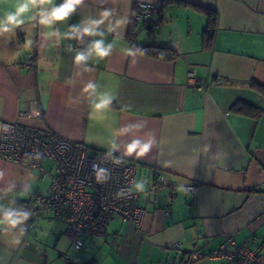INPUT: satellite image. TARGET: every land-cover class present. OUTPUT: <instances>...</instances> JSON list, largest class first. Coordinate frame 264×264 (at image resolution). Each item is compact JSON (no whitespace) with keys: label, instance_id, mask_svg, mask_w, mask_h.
I'll use <instances>...</instances> for the list:
<instances>
[{"label":"crops","instance_id":"0c3cea01","mask_svg":"<svg viewBox=\"0 0 264 264\" xmlns=\"http://www.w3.org/2000/svg\"><path fill=\"white\" fill-rule=\"evenodd\" d=\"M181 1L85 0L55 27L63 33L114 9L111 22L101 26L105 44L114 47L109 57L93 55L79 65L76 51L101 37H85L77 47L76 39H46L43 33L51 29L35 22L0 36V132L4 122L19 121L92 150L115 152L135 167L134 187L144 186L135 187L144 208L139 229L113 219L105 235L84 237L80 250L50 212L16 228L0 223V264H237L208 257L230 239L246 241L264 262V115L254 119L230 110L237 100L264 107L252 85L264 86V0ZM138 2L154 3L161 23L153 31L136 24L134 42L167 47L171 59L132 48L128 33ZM13 3L7 0L0 9ZM199 7L217 15L207 46ZM124 16L128 24L109 34ZM188 68L201 87L188 83ZM89 83L94 89L85 91ZM106 93L113 95L112 105L94 110L92 104ZM133 139L155 142L136 158L125 155ZM153 169L164 172L168 184L150 191ZM46 176L0 159V217L31 193L45 195L38 183Z\"/></svg>","mask_w":264,"mask_h":264},{"label":"built area","instance_id":"2783aa9c","mask_svg":"<svg viewBox=\"0 0 264 264\" xmlns=\"http://www.w3.org/2000/svg\"><path fill=\"white\" fill-rule=\"evenodd\" d=\"M134 22L142 29L153 31L161 23V15L154 3L135 4ZM76 39V46L84 45ZM187 81L202 86L192 68L187 70ZM0 159L48 175L49 193L28 195L30 211L38 214L50 211L53 218L65 224V235L76 250L84 246V237L105 235L109 222L119 219L139 229L144 208L138 203L139 193L134 187L135 167L115 152L92 150L85 143L66 140L47 130L31 128L19 121L4 122L0 132ZM51 168L47 170L44 163ZM95 166V168H94ZM96 169H103L106 178L97 181ZM149 190L155 191L168 184L166 175L153 169ZM195 191L196 187H186ZM169 215L170 209H165ZM35 218L29 217L30 223ZM175 248L179 247L176 243ZM209 258L237 264H264L257 250L246 241L226 240L208 254Z\"/></svg>","mask_w":264,"mask_h":264},{"label":"clouds","instance_id":"9594fccd","mask_svg":"<svg viewBox=\"0 0 264 264\" xmlns=\"http://www.w3.org/2000/svg\"><path fill=\"white\" fill-rule=\"evenodd\" d=\"M7 0H0V5H3ZM85 4V0H62L61 3H55V0H14L11 9H0V36L5 34L16 33L17 29H23L26 23L35 22V24L51 29V31L43 33L46 39L55 37L57 40L61 38L68 39H83L84 37H101L100 39H92L85 51H76L74 63L79 65L87 62L93 55L98 60H103L110 56L114 47V43L105 44L103 37L105 32L101 30V26L105 25L106 21L114 15V9H103L98 13V19L82 20L77 24L69 25L68 31L61 32L58 27L60 23H66L69 19L77 14L78 8ZM44 5H49L45 7ZM127 17L116 19L112 27L108 28V33H113L116 29H123L128 24ZM35 26V25H34ZM122 37V33H121ZM31 40H27L25 46L30 48ZM127 51H130L128 49ZM94 89V85L89 83L85 87V91ZM113 95L104 94L97 102L92 104L94 110L108 109L113 102ZM154 139H149L147 142H142L139 139H133L125 146L126 156H135L136 158L145 157L154 145ZM113 147L115 144L113 143ZM95 168V166H94ZM106 178V173L103 169H96V179L101 181ZM139 190H143V185L135 186ZM31 215V212L5 210L0 223L7 222L12 228L23 224ZM17 244L19 241L16 242Z\"/></svg>","mask_w":264,"mask_h":264},{"label":"trees","instance_id":"16d2710c","mask_svg":"<svg viewBox=\"0 0 264 264\" xmlns=\"http://www.w3.org/2000/svg\"><path fill=\"white\" fill-rule=\"evenodd\" d=\"M62 0H59L57 4L61 3ZM171 3H177V4H184L185 2L181 0H162V5L164 4H171ZM203 13L205 14L206 18V28L203 33V42L204 45H208L211 43L213 35H214V30L216 27V11L210 8H201L199 7ZM79 9V8H78ZM160 12V10H159ZM132 26H130L129 29V40L131 43V46L133 49H136L138 51H141L142 53H146L152 56H156L158 58H163V59H171L173 56V51L167 47H158L155 45H138L134 42V37L136 35V23L131 21ZM252 85L254 86V89L261 94L262 97H264V86H262L259 83L252 82ZM230 110L236 114L250 117V118H259L260 116L264 115V107H260L256 104H252L250 102L244 101V100H237L233 103L231 106ZM16 211H25V212H31L30 211V205L28 200L25 202H19L17 203L15 207ZM46 212V211H44ZM50 212V211H47ZM51 213V212H50ZM39 214V213H38ZM38 214H34L31 212L30 217L35 218L33 221L34 222L37 218ZM52 214V213H51ZM53 216V215H52Z\"/></svg>","mask_w":264,"mask_h":264},{"label":"rangeland","instance_id":"374dc122","mask_svg":"<svg viewBox=\"0 0 264 264\" xmlns=\"http://www.w3.org/2000/svg\"><path fill=\"white\" fill-rule=\"evenodd\" d=\"M50 163L48 162V161H46L45 163H44V167L47 169V170H49L50 169ZM139 175H137V177H136V183H137V181L139 180ZM39 181V180H38ZM39 184V188L41 189V191H42V193H44V194H47V193H49V190H50V179H49V177H44V178H42L41 179V181H40V183H38Z\"/></svg>","mask_w":264,"mask_h":264}]
</instances>
